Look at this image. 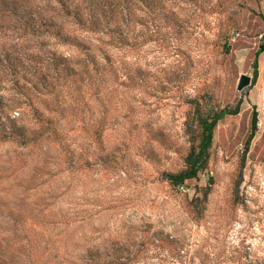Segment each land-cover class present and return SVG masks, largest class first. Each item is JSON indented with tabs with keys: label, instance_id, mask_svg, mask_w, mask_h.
I'll return each instance as SVG.
<instances>
[{
	"label": "rangeland",
	"instance_id": "1",
	"mask_svg": "<svg viewBox=\"0 0 264 264\" xmlns=\"http://www.w3.org/2000/svg\"><path fill=\"white\" fill-rule=\"evenodd\" d=\"M263 41L264 0H0V264H264Z\"/></svg>",
	"mask_w": 264,
	"mask_h": 264
},
{
	"label": "trees",
	"instance_id": "2",
	"mask_svg": "<svg viewBox=\"0 0 264 264\" xmlns=\"http://www.w3.org/2000/svg\"><path fill=\"white\" fill-rule=\"evenodd\" d=\"M264 52V41L260 49L255 53L256 63L254 65L255 76L254 81L257 78V62L259 57ZM240 113V103L235 107V109H222L215 112L209 116H198V122L202 128L201 140L197 148L190 153L186 162L187 169L182 173L175 175H168L167 180L171 183H177L184 185L186 181L193 180L197 178L198 174L207 168L210 159V149L213 144L214 131L220 121L226 117L236 116ZM257 125L256 114L254 113L252 120V127L255 130Z\"/></svg>",
	"mask_w": 264,
	"mask_h": 264
},
{
	"label": "water",
	"instance_id": "3",
	"mask_svg": "<svg viewBox=\"0 0 264 264\" xmlns=\"http://www.w3.org/2000/svg\"><path fill=\"white\" fill-rule=\"evenodd\" d=\"M248 84H250V79L248 77H246V76H243L241 78V81H240V84H239V90H242Z\"/></svg>",
	"mask_w": 264,
	"mask_h": 264
}]
</instances>
